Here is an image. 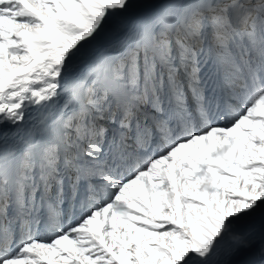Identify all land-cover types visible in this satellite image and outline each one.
<instances>
[{
    "label": "snow or ice",
    "instance_id": "6c2138e0",
    "mask_svg": "<svg viewBox=\"0 0 264 264\" xmlns=\"http://www.w3.org/2000/svg\"><path fill=\"white\" fill-rule=\"evenodd\" d=\"M0 264H264V0H0Z\"/></svg>",
    "mask_w": 264,
    "mask_h": 264
}]
</instances>
